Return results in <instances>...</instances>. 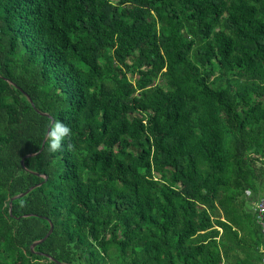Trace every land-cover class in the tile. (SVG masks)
I'll use <instances>...</instances> for the list:
<instances>
[{
	"label": "trees",
	"instance_id": "16d2710c",
	"mask_svg": "<svg viewBox=\"0 0 264 264\" xmlns=\"http://www.w3.org/2000/svg\"><path fill=\"white\" fill-rule=\"evenodd\" d=\"M262 195L264 0H0V264H259Z\"/></svg>",
	"mask_w": 264,
	"mask_h": 264
},
{
	"label": "water",
	"instance_id": "95a60500",
	"mask_svg": "<svg viewBox=\"0 0 264 264\" xmlns=\"http://www.w3.org/2000/svg\"><path fill=\"white\" fill-rule=\"evenodd\" d=\"M7 82H8L9 84H11L12 86L18 88L20 91H22V90H21L19 87H17L14 83L10 82L9 80H7ZM22 93H23V95L25 96L26 100H27V101L29 102V104L31 105V107H32V108H33L38 114L48 117L47 114L42 113V112H40L39 110H37V109L35 108L34 103L32 102L31 98H30L26 93H24V92H22ZM48 130H49V127H47V129H46V132H45L44 138H43V140H42V142H41V145H40V148L38 149V151L35 152V153H32V154H27L24 158H29V157L35 156V155H37V154L40 152V150H41V148H42V145H43V143H44V141H45V139H46V137H47V132H48ZM21 163H22V160H21ZM35 174H36V173H35ZM36 175H37V174H36ZM43 179H45V176H43ZM38 185H40V182L37 183V184H35V185L30 186V187L27 188L24 192H21V193H18V194L13 195V196L9 199V201H8V212H9L10 215H11V212H10V209H11V208H10V206H11V202H12V200L22 197L23 195H25L27 192H29L31 189L35 188V187L38 186ZM51 231H52V223L49 222V228H48L46 234H45L42 238L33 241V242L30 244L29 249L32 250V248H33L36 244L41 243V242H42V241H43V240H44V239H45V238L51 233ZM36 253L41 254V253H39V252H36ZM44 256H46L48 259H50L51 261L55 262L56 264H68V263H64V262L58 261V260H56L55 258H53L52 256H50V255H48V254H44Z\"/></svg>",
	"mask_w": 264,
	"mask_h": 264
},
{
	"label": "clouds",
	"instance_id": "9594fccd",
	"mask_svg": "<svg viewBox=\"0 0 264 264\" xmlns=\"http://www.w3.org/2000/svg\"><path fill=\"white\" fill-rule=\"evenodd\" d=\"M69 129L59 121L53 122L47 132L48 149L51 152H56L61 147L62 139L68 134Z\"/></svg>",
	"mask_w": 264,
	"mask_h": 264
},
{
	"label": "built area",
	"instance_id": "2783aa9c",
	"mask_svg": "<svg viewBox=\"0 0 264 264\" xmlns=\"http://www.w3.org/2000/svg\"><path fill=\"white\" fill-rule=\"evenodd\" d=\"M251 208L255 216V222L258 225L261 234V244L259 247V264H264V195L253 201L251 204Z\"/></svg>",
	"mask_w": 264,
	"mask_h": 264
},
{
	"label": "rangeland",
	"instance_id": "374dc122",
	"mask_svg": "<svg viewBox=\"0 0 264 264\" xmlns=\"http://www.w3.org/2000/svg\"><path fill=\"white\" fill-rule=\"evenodd\" d=\"M104 23H106L104 21ZM140 41H138V44H139ZM139 157L136 158L137 161H139ZM157 161H155L153 159V157L151 158V173H152V177L151 178H148L147 177V173L145 171V169L142 167L141 168V183H140V187L141 189H144L146 187H148L152 182H154L155 180H159V179H162L164 176V174L160 173L159 169H158V163ZM165 172V171H164ZM166 173V172H165Z\"/></svg>",
	"mask_w": 264,
	"mask_h": 264
}]
</instances>
